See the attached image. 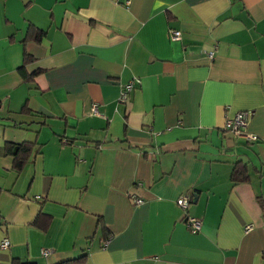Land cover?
I'll list each match as a JSON object with an SVG mask.
<instances>
[{"label": "crops", "instance_id": "obj_1", "mask_svg": "<svg viewBox=\"0 0 264 264\" xmlns=\"http://www.w3.org/2000/svg\"><path fill=\"white\" fill-rule=\"evenodd\" d=\"M263 206L264 0H0V264H264Z\"/></svg>", "mask_w": 264, "mask_h": 264}, {"label": "built area", "instance_id": "obj_2", "mask_svg": "<svg viewBox=\"0 0 264 264\" xmlns=\"http://www.w3.org/2000/svg\"><path fill=\"white\" fill-rule=\"evenodd\" d=\"M130 0H126V2L128 3ZM181 31L180 30H172L171 32V37L173 40H179L181 39ZM208 55L210 57H213L214 55V52L213 51H210L208 53ZM131 89V84H129L127 86V90H125L121 97L124 101L127 100V97H128V91ZM91 114L93 115H100V107L98 105V103H94L92 105V108H91ZM248 115H249V112H245V111H241V112H238L236 113L231 119H228L225 123V129L228 130V131H234L236 133H239L241 134L243 128L245 127V124L247 122V118H248ZM248 139H255L254 136L252 135H248L247 137ZM137 202H142L141 199H137L136 200ZM178 204L183 206V207H187L188 206V198L183 196L181 197L179 200H178ZM188 224H189V227L191 229L192 232H198L201 230V227H202V221L200 218H197V217H189L188 218ZM10 240L5 237L2 242H1V247L3 248H8L10 246ZM51 252V250H44V254L45 255H48L49 253Z\"/></svg>", "mask_w": 264, "mask_h": 264}, {"label": "trees", "instance_id": "obj_3", "mask_svg": "<svg viewBox=\"0 0 264 264\" xmlns=\"http://www.w3.org/2000/svg\"><path fill=\"white\" fill-rule=\"evenodd\" d=\"M30 34V37H34L36 40L41 39L42 35L45 33L44 30L38 29L37 27H32L28 31ZM28 35V38H29ZM31 60V57L28 55H25V62H28ZM25 151H20L16 155L15 159V167L18 171H20L24 165L28 162L30 159V154L32 152L33 146L32 144H25L22 147ZM28 153V155L24 154ZM231 183H236V182H243L249 180V174H248V167L246 162L243 161H237L234 163V166L231 171ZM264 210V206H263ZM56 264H89L88 263V254L84 253L80 256L73 257V258H68L65 260H62Z\"/></svg>", "mask_w": 264, "mask_h": 264}, {"label": "water", "instance_id": "obj_4", "mask_svg": "<svg viewBox=\"0 0 264 264\" xmlns=\"http://www.w3.org/2000/svg\"><path fill=\"white\" fill-rule=\"evenodd\" d=\"M18 149V147H16V149L15 150H17Z\"/></svg>", "mask_w": 264, "mask_h": 264}]
</instances>
